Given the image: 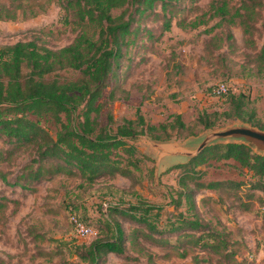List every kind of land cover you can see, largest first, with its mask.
Here are the masks:
<instances>
[{
  "label": "trees",
  "instance_id": "obj_1",
  "mask_svg": "<svg viewBox=\"0 0 264 264\" xmlns=\"http://www.w3.org/2000/svg\"><path fill=\"white\" fill-rule=\"evenodd\" d=\"M50 1L19 0L14 7L2 6L0 20L34 17L43 12ZM56 1L65 19L78 30L69 44L53 49L27 40L0 46V138L32 152L30 161L13 178L0 169L4 185L34 192L37 184L58 175L74 177L89 185L120 175L130 180L132 189L131 185L138 183V179L130 166L139 169L138 148L133 142L141 135L157 141L181 139L233 118L263 129L248 94L235 93L230 88L220 95L226 96L223 111L202 110L192 123H186L180 114H173L163 122L151 124L137 109L135 119L124 118L112 126L110 113L106 123L101 121L100 115L101 98L109 78L118 80L107 99L113 100L120 87L118 67L129 44L135 42L140 33L158 39L162 32L170 29L173 21L183 29H195L214 18H218L217 22L240 26L244 43L256 51L255 75L264 77V0H239L236 6H229L227 0H211L204 10L194 4L196 0ZM192 9L201 12L190 18ZM143 20H159L161 33L154 36L150 29L140 28ZM256 33L262 38L258 48ZM230 38L228 34L227 39ZM61 72H73L74 76H63ZM221 83L228 84L227 81ZM46 124L51 125L53 131ZM221 160H233L240 169L250 173L253 181L245 185L249 187L247 200L240 194L244 189L241 182L198 180L201 177L198 166ZM172 169L180 170V188L174 190L176 196L172 195L168 203L173 210L184 204V210L165 213L163 205L140 196L136 203L124 206L119 202L110 203L107 213L102 212L99 231L91 226L96 231L94 239L83 249L74 246L78 264H107L110 254L119 258L121 264H158L159 258L170 260L175 253L185 258L187 250L196 247L202 252L217 254L223 260L230 259L231 264H250L236 259L228 248L225 250L227 235L210 227L202 218L195 199L200 190L216 192L218 202L234 195L238 201L233 199L229 204L232 210L249 212L252 190H264V155L255 153L245 144L217 143L203 149L188 163ZM130 188L132 195H138ZM211 199L207 196L201 201L207 204ZM258 201L264 224V198L260 196ZM10 202L14 200L0 196V211ZM72 216L85 221L71 212L69 220L74 231ZM191 259L193 264H203V257L197 254ZM0 264L13 263L0 257Z\"/></svg>",
  "mask_w": 264,
  "mask_h": 264
},
{
  "label": "rangeland",
  "instance_id": "obj_2",
  "mask_svg": "<svg viewBox=\"0 0 264 264\" xmlns=\"http://www.w3.org/2000/svg\"><path fill=\"white\" fill-rule=\"evenodd\" d=\"M210 1L196 0L194 4L204 10ZM227 1L229 6L239 4V0ZM18 2L0 0V8L14 7ZM44 8L34 17L0 20V46L27 40L53 49L69 44L78 30L65 19L59 2L51 0ZM197 12L201 11L190 10L189 17L192 18ZM217 20L211 19L195 29H183L173 21L170 29L162 32L158 39L140 33L120 60V87L113 100L106 96L118 79L110 77L108 80L104 97L101 98V121L106 123L110 113L111 125L115 126L124 118L135 119L139 109L151 124L163 122L173 114H180L186 123H192L202 110L221 112L226 108V96L213 95L211 89L227 81L232 92L248 94L264 130V77L255 75L253 58L256 51L244 43L240 26ZM142 27L150 29L154 36L161 33L159 20H143L140 22ZM228 34L232 36L229 40ZM255 37L258 48L262 38L259 33ZM231 43L232 46H229ZM61 73L67 77L74 76L73 72ZM236 123L243 121L226 119L212 129H222ZM46 126L53 131L51 125ZM203 131L205 129L193 134L194 138L188 143V136L174 140L178 144L195 146L202 138ZM150 142L147 137H138L133 142L138 148L139 169L130 166L138 179V183L131 185L132 189L130 180L120 175L100 179L92 185L80 183L74 177L58 175L37 184L34 192L18 187L9 188L0 180V196L14 200L0 211V257L13 264H78L74 246L83 249L94 236L83 239L75 236L69 220L71 212L99 231L102 212L107 213L110 203L119 202L124 206L129 202L136 203L138 196L163 205L165 213L183 211L184 204L175 211L168 203L172 195L176 196L174 190L180 188V170L172 169L178 165L163 160L155 175L157 155ZM31 157L30 149L15 147L0 138V169L6 171L9 178L18 174ZM197 170L201 171L200 182H241L244 189L240 194L242 199L247 200L249 187L245 188V185H250L253 178L233 160L211 161L208 165L198 166ZM129 188L138 195H132ZM252 194L249 212L232 210L229 204L233 199L238 201L234 195L218 202L216 192L200 190L195 200L202 218L210 227L227 235L225 250L228 248L234 252L238 260L264 264V224L258 210L261 203L258 197L264 198V190L253 189ZM207 196L212 199L203 204L201 198ZM124 227L127 229V225ZM194 254L203 257V264H231L230 259L223 260L217 254L200 251L198 247L188 249L185 258L175 253L170 260L159 258L157 262L193 264L191 258ZM107 264H121V260L111 255Z\"/></svg>",
  "mask_w": 264,
  "mask_h": 264
},
{
  "label": "water",
  "instance_id": "obj_3",
  "mask_svg": "<svg viewBox=\"0 0 264 264\" xmlns=\"http://www.w3.org/2000/svg\"><path fill=\"white\" fill-rule=\"evenodd\" d=\"M141 137H147L152 141L150 142V146L157 155L155 175H157L161 161H171L174 166L188 163L189 160L196 157L203 149L217 143L245 144L255 153L264 155V130L248 125L244 121L243 123H236L222 129H205L202 138L195 146L178 144L174 139L157 141L145 135L139 136V138ZM192 138H194L192 135L188 136L187 143L192 141Z\"/></svg>",
  "mask_w": 264,
  "mask_h": 264
},
{
  "label": "built area",
  "instance_id": "obj_4",
  "mask_svg": "<svg viewBox=\"0 0 264 264\" xmlns=\"http://www.w3.org/2000/svg\"><path fill=\"white\" fill-rule=\"evenodd\" d=\"M229 88L228 84L220 83L214 86L211 89V93L216 96H220L221 94H224L227 92ZM72 221L74 225V233L77 238H89L93 237L96 234V231L91 227L83 223L82 221L78 220L76 217L72 216Z\"/></svg>",
  "mask_w": 264,
  "mask_h": 264
},
{
  "label": "crops",
  "instance_id": "obj_5",
  "mask_svg": "<svg viewBox=\"0 0 264 264\" xmlns=\"http://www.w3.org/2000/svg\"><path fill=\"white\" fill-rule=\"evenodd\" d=\"M112 254L109 255V257L111 256Z\"/></svg>",
  "mask_w": 264,
  "mask_h": 264
}]
</instances>
